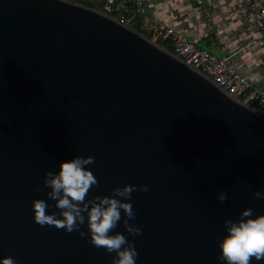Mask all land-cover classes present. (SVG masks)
I'll use <instances>...</instances> for the list:
<instances>
[{"label":"water","instance_id":"95a60500","mask_svg":"<svg viewBox=\"0 0 264 264\" xmlns=\"http://www.w3.org/2000/svg\"><path fill=\"white\" fill-rule=\"evenodd\" d=\"M76 156L93 196L133 192L136 264H225V220L264 215V118L137 31L80 3L0 0V261L113 264L86 233L33 220L44 174ZM225 191L227 200L217 195ZM57 218H60L57 216ZM123 218V214H122ZM264 264V260L252 261Z\"/></svg>","mask_w":264,"mask_h":264},{"label":"clouds","instance_id":"9594fccd","mask_svg":"<svg viewBox=\"0 0 264 264\" xmlns=\"http://www.w3.org/2000/svg\"><path fill=\"white\" fill-rule=\"evenodd\" d=\"M94 157L76 156L59 164L55 174L48 171L44 174L43 184L38 192L50 189L45 195L47 200L54 201L53 207L58 210L49 214L50 205L44 199H35L31 203L33 220L40 226H54L67 233L76 232L81 238L86 233L81 231L87 225L88 243L94 248H102L107 253H115L113 264H136L138 253L134 244L125 235L116 232L122 222L129 235H142L141 229L129 221L135 219L131 201L132 193L148 192V185H125L115 188L111 196H93L88 199L91 190L98 187L96 176L87 170L93 164ZM255 199H264V191H254ZM217 200L224 203L227 193L221 191ZM123 214V218H122ZM59 216L60 218H57ZM253 216V209L248 208L240 213L235 222L225 220L226 235L219 242L220 256L225 264H252V261L264 260V215ZM0 264H16L13 257H4Z\"/></svg>","mask_w":264,"mask_h":264},{"label":"built area","instance_id":"2783aa9c","mask_svg":"<svg viewBox=\"0 0 264 264\" xmlns=\"http://www.w3.org/2000/svg\"><path fill=\"white\" fill-rule=\"evenodd\" d=\"M89 6L117 23L137 31L151 42L169 50L192 69L200 72L222 92L264 118V87L253 83L237 70L236 57L255 44L264 47V0H242L247 43L228 52L225 47L219 55L201 47L163 21L148 17L147 0H65ZM198 8L203 25L210 29L212 11L205 0H191Z\"/></svg>","mask_w":264,"mask_h":264},{"label":"crops","instance_id":"0c3cea01","mask_svg":"<svg viewBox=\"0 0 264 264\" xmlns=\"http://www.w3.org/2000/svg\"><path fill=\"white\" fill-rule=\"evenodd\" d=\"M205 1L212 11L210 29L203 25L199 10L191 0H147L146 13L217 55L222 47L233 52L244 46L249 36L257 35L256 30H252L250 35L244 31L242 0ZM235 60L241 74L264 87V47L252 44Z\"/></svg>","mask_w":264,"mask_h":264},{"label":"rangeland","instance_id":"374dc122","mask_svg":"<svg viewBox=\"0 0 264 264\" xmlns=\"http://www.w3.org/2000/svg\"><path fill=\"white\" fill-rule=\"evenodd\" d=\"M252 78L255 79L254 77H252ZM253 79H252V80H253Z\"/></svg>","mask_w":264,"mask_h":264}]
</instances>
